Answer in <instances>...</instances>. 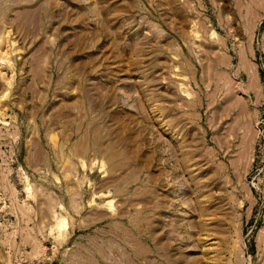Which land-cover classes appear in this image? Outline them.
<instances>
[{
  "label": "rangeland",
  "instance_id": "374dc122",
  "mask_svg": "<svg viewBox=\"0 0 264 264\" xmlns=\"http://www.w3.org/2000/svg\"><path fill=\"white\" fill-rule=\"evenodd\" d=\"M0 264H264V0H0Z\"/></svg>",
  "mask_w": 264,
  "mask_h": 264
},
{
  "label": "bare ground",
  "instance_id": "6f19581e",
  "mask_svg": "<svg viewBox=\"0 0 264 264\" xmlns=\"http://www.w3.org/2000/svg\"><path fill=\"white\" fill-rule=\"evenodd\" d=\"M62 218V217H61ZM60 220H61V222H63V218L62 219H59L58 221L60 222Z\"/></svg>",
  "mask_w": 264,
  "mask_h": 264
}]
</instances>
